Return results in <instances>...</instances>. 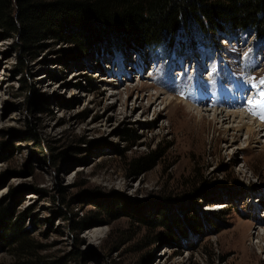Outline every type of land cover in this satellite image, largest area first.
Masks as SVG:
<instances>
[{
	"label": "rangeland",
	"instance_id": "1",
	"mask_svg": "<svg viewBox=\"0 0 264 264\" xmlns=\"http://www.w3.org/2000/svg\"><path fill=\"white\" fill-rule=\"evenodd\" d=\"M254 36L180 34L126 57L50 39L24 61L18 33L0 27V210L22 231L0 238V264H264V132L209 124L213 110L198 124L186 106L210 97L264 130ZM165 214L202 231L168 230Z\"/></svg>",
	"mask_w": 264,
	"mask_h": 264
},
{
	"label": "trees",
	"instance_id": "2",
	"mask_svg": "<svg viewBox=\"0 0 264 264\" xmlns=\"http://www.w3.org/2000/svg\"><path fill=\"white\" fill-rule=\"evenodd\" d=\"M18 6L12 18L10 1L0 0V27L18 33L24 61L36 44L50 39L72 45L87 56L108 49L123 56L161 47L171 50L180 34L190 43L196 33L205 37L221 34L226 40L250 32L264 42V0H18ZM118 205L137 213L133 203ZM106 209L107 213L113 210ZM96 219L83 220L82 230ZM20 222L12 208L1 209L0 238L22 237ZM188 222L166 214L160 219L162 227L174 232L184 227L202 231L197 220Z\"/></svg>",
	"mask_w": 264,
	"mask_h": 264
},
{
	"label": "bare ground",
	"instance_id": "3",
	"mask_svg": "<svg viewBox=\"0 0 264 264\" xmlns=\"http://www.w3.org/2000/svg\"><path fill=\"white\" fill-rule=\"evenodd\" d=\"M144 87V85H142L141 86V89ZM156 97H158L159 99H160V96H159V94H156ZM200 98H202V99H200L199 101H198V104H199V106L201 107H199V108H194V106H192V105H186L187 106V108L189 109V111L191 112V113H193L195 116H192V118H194V120L196 121V123H198V124H202V123H206V119H205V115H204V111H206V112H208V111H215L214 112V116H213V119H212V121L210 122H208L209 124H213V123H215V124H219V123H226V122H238V125L235 127V129H237V131H242V130H246L247 131V134L250 136V137H253V136H255V135H258L259 136V134L260 133H262V132H264V130L263 131H260V128H261V125H257V124H259V122L257 123L256 121L255 122H252L253 123V126H257L258 128H259V130L258 131H255V129H254V127H252L249 123H251V122H249V123H247L246 121H244L245 119H247L245 116V114H244V112H242L241 110L240 111H223L222 109L221 110H219V108L217 107V108H215L216 106H215V104H212V102H211V99H210V97L208 98V100L207 99H205V98H203L204 96L203 95H201V96H199ZM151 99H152V97H150ZM168 99L169 98H166L165 96H164V100L165 101H167L168 102ZM199 99V98H198ZM223 100V99H222ZM220 101V100H219ZM251 101H254V102H256V101H258V100H254V99H252ZM235 102V101H234ZM237 102V101H236ZM238 102L240 103L241 102V99H239L238 100ZM238 103V104H239ZM226 104V103H225ZM230 104V103H229ZM236 105H237V103H236ZM168 106L169 107H172V103H169L168 104ZM224 106V105H223ZM234 106V105H233ZM248 106H250L251 107V110H254V112L256 111V107L257 106H259V104L258 103H255V104H251L250 102L248 103ZM248 106H246V107H248ZM231 107V106H230ZM224 108V107H223ZM236 108H238V106L236 107ZM200 109H201V111H200ZM248 109V108H247ZM219 110V111H218ZM253 115V114H252ZM198 120V121H197ZM228 124V123H227ZM202 127V126H201ZM232 128H233V126H232ZM260 131V132H259Z\"/></svg>",
	"mask_w": 264,
	"mask_h": 264
},
{
	"label": "snow or ice",
	"instance_id": "4",
	"mask_svg": "<svg viewBox=\"0 0 264 264\" xmlns=\"http://www.w3.org/2000/svg\"><path fill=\"white\" fill-rule=\"evenodd\" d=\"M260 83L264 84V80H261ZM260 96L264 97V92L260 93ZM250 103H260V102L259 101H256V102L250 101Z\"/></svg>",
	"mask_w": 264,
	"mask_h": 264
}]
</instances>
